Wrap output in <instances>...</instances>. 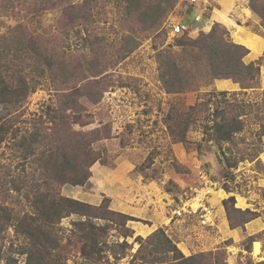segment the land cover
<instances>
[{"label":"rangeland","instance_id":"374dc122","mask_svg":"<svg viewBox=\"0 0 264 264\" xmlns=\"http://www.w3.org/2000/svg\"><path fill=\"white\" fill-rule=\"evenodd\" d=\"M66 1L78 3V10L86 7L84 16L83 10L78 12L83 18L80 23L73 13L65 12L67 5L65 10L52 8L42 13L38 7L27 8L25 0H13L12 11L5 6L9 0H0V56L8 65L3 66L1 77L20 87L24 79L29 82L31 75L38 74L30 70L23 54L24 44L31 38L48 54L52 71L42 80L39 77L33 90L19 95V102L3 103L4 97L0 95V126L5 128L0 127V132L9 127L0 143V176L1 165L6 163L21 180L40 182L43 177L39 170L31 167L35 165L34 157L29 154L23 158L29 146L38 153L44 142L53 148L59 142L70 155L75 144L87 142V153L81 152L89 163L93 161L90 177L84 184L87 188L95 187L91 181L94 165H124L127 174L141 176L142 183L154 182L158 190L165 191L174 206L188 200L197 208L199 204L192 198L197 194L200 198L205 196L206 204L217 205L218 215L212 216L214 224L203 222L201 230L212 236V247L191 255H198L200 264H264V19L251 8V0H195L194 4L191 0H63L62 4ZM160 19V33L152 35V24ZM170 20L185 21L194 32L173 36L167 28ZM20 24L33 36L25 38L22 28H15ZM214 28L226 29L227 39L249 49L244 61L259 68L254 87L242 88L229 78L214 79L206 85L195 79L192 72L194 84L190 88L167 92L159 60L172 54L180 65L192 66L191 56H196L191 55L190 46L180 43L199 39ZM251 36L259 42L249 40ZM98 71L105 73L94 76ZM106 73L100 86L109 88L97 102L90 93L98 90L96 85L88 91L86 88L88 95L80 94L75 105L70 96L59 93L80 78L77 85L95 77L100 79ZM222 90L229 91L227 99L235 97L246 105L244 129L230 141L207 133L203 127L207 116L216 107L228 104L224 96L216 94L207 106H198V121L190 127L186 140H174L168 127L169 110H185L208 99L205 92ZM53 107L63 110L53 114ZM95 130L98 132L90 134ZM77 131L83 136L77 135ZM54 136L60 140H53ZM27 164L30 166L25 169ZM64 187L61 191L65 195ZM28 189L18 193L0 184V264H27V254L22 250L29 239L18 234L13 225L7 227L3 209L16 220L30 211L23 205L25 194L30 193ZM231 196L235 202H226ZM94 206L100 207L88 210V214L105 228L98 245L101 253L87 256V251L82 250L85 239L79 237L82 230L76 222H87L84 207L60 223V246L52 254L64 255L63 264H172L174 253L164 249L144 254L146 258H134L142 244L134 237L127 239V245H121L125 240L122 235L131 232L122 218L110 216L108 210L116 211L111 208V197L105 196ZM256 244L259 251L255 250Z\"/></svg>","mask_w":264,"mask_h":264},{"label":"trees","instance_id":"16d2710c","mask_svg":"<svg viewBox=\"0 0 264 264\" xmlns=\"http://www.w3.org/2000/svg\"><path fill=\"white\" fill-rule=\"evenodd\" d=\"M10 2H13V0H9L5 6H7V9H12L13 11V7L15 6L10 5ZM62 2L63 0H25V3H28L27 8L35 9V7H38L37 10H41L42 13L45 10L52 8L57 10L62 7L65 10V5H67L68 9H66L65 12H70V14L73 13L77 19V23H80L83 18L80 17L78 12L83 10L84 16L87 12L85 9L86 7H82L83 9L78 10L76 9L78 3L72 5L67 4V1L66 4H62ZM250 6L254 11L261 14L264 19V0H251ZM140 11H142V9H140ZM154 21L152 29L150 30L151 34H155L156 36L160 33L158 31L160 30L159 27H161L160 25L162 22L161 19L160 21ZM15 28H22V34L25 35V38L33 36L28 35V31L23 24H20V27L16 26ZM227 36L228 31L226 29L217 31L214 28L210 34L203 35L199 39L191 40L189 42H181V45L190 46L192 51L191 55L196 56V58L191 56V61L193 62L192 66H188V64H184L183 66L180 65L177 60L172 57V54H170L169 58L159 55V57H165V59L159 60V66L161 71L160 76L167 92L176 93L181 92L186 88H190L194 84L192 72L193 75H195V79L206 85L212 83L214 79L229 78L233 79L235 82H239L242 88L254 87L253 83L258 79L259 68L255 66L254 63H246L244 61V57L249 53V49L241 44L231 42L227 39ZM31 40L33 44L28 43ZM31 40L25 42V44L22 41L24 44L23 54L28 62L30 70H34L38 74L31 75L29 82L24 79L20 87L12 85L11 83L4 81V78H2V72L5 70L3 66L8 65H4V61H2V57L0 56V95L4 97L2 100L3 103L14 101L19 102V95H22L29 90H33L36 85L39 84V77H41L42 80V78H45L48 73L52 74V71H50L51 60L47 57L48 54H45L42 51L39 44H37V40L33 38H31ZM137 45H139V42L136 43V46ZM134 47H130V50ZM196 50L199 51V54L193 53ZM13 56L14 60H16L17 58H15V54ZM204 57H208L209 60L205 61ZM10 61L11 59L9 62ZM26 72L31 74L29 71ZM103 73H105V71H98L94 76H99ZM189 74L190 78H188ZM107 75L108 74L106 73L100 79L95 77L88 80L83 85H77L82 79L80 78L74 85L64 88L66 91H60L59 93H61L63 97L70 96L73 105H75L77 104L80 94L88 95L86 88L88 91L92 85H96L98 90H91L90 93L91 98L93 97L92 99L97 102L103 97L104 93L109 88L108 85L105 87L100 86L101 80ZM248 81H251V83H246ZM56 89L62 90L63 88ZM228 92L229 91L227 90L205 92V96H207L208 99H204V101L198 105H190L185 108V110L171 108L168 113L167 121L173 139L177 141H185L190 127L198 121V118H196V114L199 111L198 106H207L212 98H214L216 94H219V96L225 97V102L228 104H225L223 107H216L213 112L207 116V120L203 123V127L207 133H211L217 137L218 140H232L236 133L241 132L244 129L245 122L243 118L244 115L246 116L247 114L244 110L246 106L245 104L237 102L235 97H229L230 99L226 98ZM5 97H7V100ZM74 107L75 106H73V108ZM62 110L63 108L60 107L50 108V112H53V114ZM42 122H44V120H42ZM0 127L1 130H5L4 126ZM8 132L9 127L4 133L0 132V143L4 141L5 138H3V136ZM80 132L81 131H77V135H81ZM95 132H98V130L92 131L90 134ZM81 136H83V134ZM95 139L97 138H94L93 140ZM53 140L58 141L60 140V137L54 136ZM56 143L57 147L53 148L48 143L44 142V148L38 153L29 146L27 150L28 152L24 154L23 158H27L29 154L34 157L32 163L35 165H31V167H37L39 170L40 175L43 177L40 182L32 183L30 180L23 181L21 180L22 178L13 173L10 167L6 166V163L1 165V171H3V174L0 176V184L4 188H8L9 191H17L20 193L22 189L27 188L28 191V188L30 187V193L25 194L26 202L23 203V205L26 208L29 207L31 212L26 210L24 215L16 220L9 211L3 209V215H5L7 227L13 225L18 234H22L29 239L28 245L22 250V253L27 254V264H63L62 258L64 255H59V253L52 254L53 251L57 252V249L60 246L59 232L62 229L60 223L64 217L70 216L84 207L87 208V222H76V225L79 224V229L82 230L79 237L85 239V242L82 245V250L87 251V256H92L94 253H101L102 251L98 245L100 244L101 237L104 235L103 232L105 231V228L93 222L91 220L92 215L88 214V210H97L100 206H97L96 208L92 204L66 196L61 191L62 186L66 184L84 185L89 179V167L93 165V161L89 163L87 159H85L86 157L81 155V152L83 151H85L84 153H87V142L75 144L73 153L70 155L67 153L63 144H60L59 142ZM29 166L30 165L27 164L25 169ZM3 177H5V179ZM43 187H46V190H43ZM226 200V202H235V197L231 196ZM234 210L240 211L236 208H234ZM108 211L110 212V216L122 218L125 221V224H127L129 220H138V218L122 212L113 210ZM95 217L100 216L95 215ZM102 218L105 217L103 216ZM55 229L57 230L54 231ZM128 235H124L125 240L121 242L122 246L127 245ZM136 241H140L142 245L134 255V258L139 255L146 258L144 254L150 255L153 252H159L160 249H164L166 252L174 253L171 258L172 264H200L198 261V255L185 256L163 228L157 229L146 239L137 236ZM142 242L146 243L145 246ZM148 246L151 247L149 250Z\"/></svg>","mask_w":264,"mask_h":264},{"label":"crops","instance_id":"0c3cea01","mask_svg":"<svg viewBox=\"0 0 264 264\" xmlns=\"http://www.w3.org/2000/svg\"><path fill=\"white\" fill-rule=\"evenodd\" d=\"M248 39L259 42L252 36ZM94 166L91 181L95 187L66 184L63 188L66 196L93 205H99L105 196L111 197L112 209L138 218L127 222L126 226L131 232L127 238L148 237L163 228L185 255L211 249L209 237L212 236L208 237L201 231L204 223L199 214L175 215L177 206L172 204L165 191L157 189L154 182L142 183V177L127 174L124 165L116 168L104 164ZM222 225L225 229L226 224L223 222ZM122 238H125L124 235Z\"/></svg>","mask_w":264,"mask_h":264},{"label":"built area","instance_id":"2783aa9c","mask_svg":"<svg viewBox=\"0 0 264 264\" xmlns=\"http://www.w3.org/2000/svg\"><path fill=\"white\" fill-rule=\"evenodd\" d=\"M195 0H191V4H194ZM193 27L191 24H188L187 22L183 20H170L167 23V28L169 30L168 33L172 34L173 36L177 34H190L191 32H194L192 30ZM205 196H202V198L199 197V194L194 196L192 199L194 201H197L199 206L197 208L193 207V203H190L188 200L181 203V205L177 206L174 210L175 215H182L184 213H197L199 214L201 220L207 224V225H213L214 221L212 220L213 217H217V205L216 204H206L204 202Z\"/></svg>","mask_w":264,"mask_h":264},{"label":"bare ground","instance_id":"6f19581e","mask_svg":"<svg viewBox=\"0 0 264 264\" xmlns=\"http://www.w3.org/2000/svg\"><path fill=\"white\" fill-rule=\"evenodd\" d=\"M255 250H256V251H257V250L259 251V249H258V245H257V244H256V246H255Z\"/></svg>","mask_w":264,"mask_h":264}]
</instances>
